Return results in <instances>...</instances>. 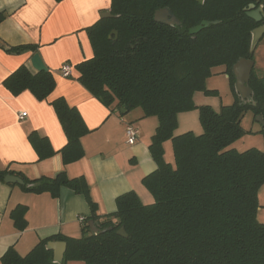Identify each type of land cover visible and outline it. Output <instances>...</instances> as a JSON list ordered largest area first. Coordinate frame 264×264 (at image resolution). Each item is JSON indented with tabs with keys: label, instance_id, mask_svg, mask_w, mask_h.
<instances>
[{
	"label": "trees",
	"instance_id": "16d2710c",
	"mask_svg": "<svg viewBox=\"0 0 264 264\" xmlns=\"http://www.w3.org/2000/svg\"><path fill=\"white\" fill-rule=\"evenodd\" d=\"M251 4L261 5L264 12V0H111L112 17L100 18L86 29L93 56L75 66L77 80L120 116L139 108L144 118L157 119L148 147L156 169L142 179L153 202L145 205L128 192L116 198L114 213L101 218L83 177L68 178L64 172L35 180L21 176V187L31 193L57 197L61 188H68L82 195L91 215L81 225L79 238L43 239L25 256L9 248L0 264H55L45 248L54 241L66 243L62 264H264V224L256 219L257 194L264 186V152L232 148L245 134L241 128L245 113L264 120V75L251 71L252 101L243 103L231 71L239 59H253L251 32L264 23L246 16ZM162 8H168L180 25L155 22L154 12ZM4 17L0 13V23ZM203 21L209 25L189 34ZM113 31L117 36L109 39ZM24 49L36 52L34 46L5 50ZM218 67L225 69L234 103L218 112L196 107L193 94L212 93L205 82ZM3 83L13 95L28 90L39 101L55 89L49 70L33 74L24 65ZM51 106L67 140L59 151L62 163L76 162L84 156L81 138L90 130L63 98ZM192 109H198L202 133L174 135L177 114ZM28 139L39 159L53 154L45 138L33 132ZM169 140L174 165L164 160L163 143ZM7 175L13 176L0 171V180ZM25 211L19 206L11 213L19 230L26 226ZM90 220L99 230H111L94 235ZM120 228L126 238L117 235Z\"/></svg>",
	"mask_w": 264,
	"mask_h": 264
},
{
	"label": "crops",
	"instance_id": "0c3cea01",
	"mask_svg": "<svg viewBox=\"0 0 264 264\" xmlns=\"http://www.w3.org/2000/svg\"><path fill=\"white\" fill-rule=\"evenodd\" d=\"M110 4L111 0H0V13L5 15L0 23V171L27 180L54 178L60 172L68 178L83 177L101 218L114 213L116 198L128 192L136 194L145 205L153 202L142 179L156 169L148 147L158 123L155 117L144 118L139 108L120 116L116 109L103 106L77 80L75 66L93 56L86 29L109 12ZM20 46H34L36 52L5 50ZM34 54L39 55L55 80V89L42 101L28 90L13 95L3 83L22 65L36 73L31 65ZM64 64L71 67L67 78L59 74ZM57 98L74 107L90 130L81 138L84 156L67 165L59 154L66 136L51 106ZM21 113L26 117L19 120ZM127 125L138 132L132 145L126 142ZM33 132L47 140L51 156L39 159L28 139ZM19 206L26 208L22 230L11 217ZM90 215L85 198L68 188H61L58 196L52 197L0 180V258L9 248L25 256L39 241L57 235L79 238V218L86 220Z\"/></svg>",
	"mask_w": 264,
	"mask_h": 264
},
{
	"label": "rangeland",
	"instance_id": "374dc122",
	"mask_svg": "<svg viewBox=\"0 0 264 264\" xmlns=\"http://www.w3.org/2000/svg\"><path fill=\"white\" fill-rule=\"evenodd\" d=\"M200 1L203 2V0ZM252 61L254 62L253 71L260 75L264 74V37L253 52ZM224 72V67L215 68L212 71V75L206 80L205 89L212 91V93L197 91L193 94L192 101L196 107L207 106L211 110L218 112L222 106L232 105L234 103L235 95L231 89L228 77ZM134 110L139 111V109L136 108L130 112H134ZM241 128L245 131V134L232 144V148L234 147L238 152L251 148L264 151V135L260 133L262 129L261 125L253 119L250 112L245 113L243 116ZM187 131H191L194 135H200L202 133L198 109H192L177 114V127L174 134ZM163 144H165V142ZM163 150L164 160L174 165L175 161L170 140L166 141V145H163ZM257 202L259 208L256 219L259 223L264 224V186L258 191Z\"/></svg>",
	"mask_w": 264,
	"mask_h": 264
},
{
	"label": "water",
	"instance_id": "95a60500",
	"mask_svg": "<svg viewBox=\"0 0 264 264\" xmlns=\"http://www.w3.org/2000/svg\"><path fill=\"white\" fill-rule=\"evenodd\" d=\"M246 16L252 19L253 21L257 23L264 22V12L263 7L260 5L258 7H255L253 4L249 5L246 12ZM112 17L109 12H104L101 15V18H110ZM153 19L157 23L170 25V26H179L180 22L178 19L174 16V14L168 9V8H162L154 12ZM208 22H201L199 25L191 28L189 30V34L194 35L197 32H199L204 26H208ZM111 35L117 36V33L115 31L111 32L109 35V39L111 38ZM264 35V23L261 24L259 27L255 28L251 32V43H250V51L253 52L256 44L259 42V40ZM31 65L35 69L36 72L41 71H47V68L44 66L43 62L41 61L38 54H34L31 58ZM254 62L252 60L248 59H239L232 67V75L234 77V89L235 92L238 94L240 100L244 102H251L252 101V91L249 88L248 82L250 78L251 71L253 69ZM255 121L261 125L262 128H264V120L261 116H256ZM4 182L7 184H17V185H24V182L22 179L16 177L7 175L4 178ZM88 227L92 234L96 235L99 233H104L107 231H110L111 228H106L104 230H99L97 227V224L93 222L92 220L88 221ZM117 235L122 236L124 238L127 237L125 231L123 228H120L117 231ZM46 250H49L52 252V260L55 264H62L63 262V256L66 250V243L64 242H48L45 245Z\"/></svg>",
	"mask_w": 264,
	"mask_h": 264
},
{
	"label": "built area",
	"instance_id": "2783aa9c",
	"mask_svg": "<svg viewBox=\"0 0 264 264\" xmlns=\"http://www.w3.org/2000/svg\"><path fill=\"white\" fill-rule=\"evenodd\" d=\"M70 72H71V67L68 64L62 65L61 68L59 69V74L64 78L69 77ZM25 117H26V114L21 113L19 114L18 119L22 120ZM125 136H126L127 144L132 145L135 143L136 138L138 137V132L132 125H127L125 128ZM79 221L83 224L85 220L82 218H79Z\"/></svg>",
	"mask_w": 264,
	"mask_h": 264
}]
</instances>
